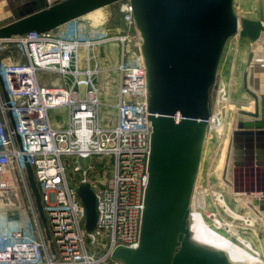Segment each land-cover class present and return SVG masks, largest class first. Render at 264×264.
<instances>
[{
    "label": "built area",
    "instance_id": "1",
    "mask_svg": "<svg viewBox=\"0 0 264 264\" xmlns=\"http://www.w3.org/2000/svg\"><path fill=\"white\" fill-rule=\"evenodd\" d=\"M122 2L124 22L135 28L130 2ZM68 23L0 38V190L14 186L15 177L21 193L12 203V209L21 211L20 220L11 222L3 211L0 264H123L112 257L113 251L139 244L152 123L141 51L130 49V40L137 36L96 35L79 18ZM138 39L140 48V35ZM109 41L120 45L121 62L104 69L108 75L100 84L97 77L103 69L97 66L96 49ZM117 70L118 78L112 75ZM106 86L116 88L112 117L102 97ZM57 108L67 109L66 123L52 118ZM174 118L179 122L181 116ZM25 156L34 171L57 260L28 180ZM81 160L91 163L84 167ZM73 161L77 180L68 174ZM97 167L102 172L94 176ZM85 182L97 198L98 220L91 232L77 193ZM14 223L18 226L6 232Z\"/></svg>",
    "mask_w": 264,
    "mask_h": 264
},
{
    "label": "water",
    "instance_id": "2",
    "mask_svg": "<svg viewBox=\"0 0 264 264\" xmlns=\"http://www.w3.org/2000/svg\"><path fill=\"white\" fill-rule=\"evenodd\" d=\"M119 1L122 0H0V38L32 30L49 31ZM129 2L141 37L152 133L139 244L135 248L119 246L112 257L123 264H235L223 251L192 238L191 204L226 44L237 34L251 42L258 41L264 24L260 18L240 21L235 0ZM253 56L251 51L243 84L254 99V110H239L247 118L236 116L233 120L229 149L232 180L227 179L229 153L224 181L233 192L261 194L251 203L243 201L262 218L264 64L255 65L250 71ZM3 92L9 101L7 92ZM177 113L181 116L179 122L174 118ZM24 159L46 238L57 260L34 171L29 158ZM77 193L85 208L86 230L91 232L98 220L96 194L87 182L79 184Z\"/></svg>",
    "mask_w": 264,
    "mask_h": 264
},
{
    "label": "rangeland",
    "instance_id": "3",
    "mask_svg": "<svg viewBox=\"0 0 264 264\" xmlns=\"http://www.w3.org/2000/svg\"><path fill=\"white\" fill-rule=\"evenodd\" d=\"M262 1L264 0H235L234 7H235V11L240 17V21L242 20V18L259 19L260 17L258 14L256 3L258 4L259 7ZM122 3H123L122 1H119L109 4L105 7L96 9L86 15L79 17V20L82 21L87 27L94 30L96 32V35H99V33L101 32L102 35L105 34V36H118L120 34H127L129 38H132L133 36H137L135 39L130 40V49L136 51V53L139 54L140 53V48L138 46L140 42V40L138 39L139 33L134 27L129 28L124 22L123 12L121 10ZM67 23L63 24V26H65ZM114 44H118L117 41H109L107 43H104L102 46H100L102 53L101 52L98 53L97 52L98 48L96 49L97 64H98L97 66L98 68L103 69L102 71H99L98 75L103 78L102 79L103 81L104 78L108 75V71L104 69L109 67L111 64L112 65L120 64V61L118 60L119 55L114 56L115 60L114 57L110 56L112 50L116 49L114 48L116 47ZM104 49H106L105 52H103ZM10 51H13L16 54L19 53L14 49H11ZM251 51H252V42L248 38L241 37L239 34L237 36L230 38L226 44L218 70L217 81L219 86L215 90L214 102L216 105L215 106L216 110L219 109L222 110V117L225 119V121L227 120L229 124H227L226 132L224 136L215 134V132L211 130L209 134H207V138L205 140V145L203 149L201 166L193 193V202L191 204V209L193 212L194 211L200 212L204 216L208 225H210L212 228L216 229L217 231L221 232L222 234L228 236L229 238L239 243L240 245L243 246V244H241L238 241V237L240 236L252 241L255 248L261 252L264 259V221L256 213H254L248 207V205L243 201L244 198L248 199L249 198L248 196L243 195L242 197L243 199L239 200L236 197L237 195H232L231 191L226 185V182L224 181L225 166L221 168L219 164L220 156L224 151V147L226 145L225 141L229 140L228 144L229 142L231 143L233 120L236 116L239 117L241 115L238 112H234L235 108L237 106L241 107V105L238 104L233 105L231 102L240 101L243 103H248L249 106L248 107L246 106V108L247 109L253 108L254 110L253 107L254 99L246 91L243 84V75ZM6 53L8 52L6 51ZM142 62H143V58H142ZM112 75L118 78V70L114 71ZM41 76H46L51 79H55L56 77H58L56 74H52V73L51 74L41 73ZM113 89H114L113 86L105 87V91L109 93L107 96L108 100L115 101V97L113 98V96L110 93L113 91ZM217 90L218 91L220 90V92L218 93ZM103 101L105 105H109L106 103L104 99ZM51 115L54 120L61 123H66L67 109L57 108L51 112ZM67 161L69 162V159H67ZM231 162H232V155L230 159V164L232 165ZM80 163L84 167H86L91 163V161L81 160ZM74 164L75 161L71 162L70 165L68 166V174L71 178L77 180L79 178V173L73 170L72 166ZM104 168H107V166H105ZM99 171L102 172V169L97 167L91 173L94 174ZM219 192L223 194V196L225 197L224 199L217 197V193ZM0 193L2 194V199H4L3 201H1L2 205L4 206V209H2L3 206H1L0 203V223L2 225L5 224L3 220L4 212L8 213L9 220L11 222L19 221L21 216V211L12 209L13 207L12 203H14L15 200L14 197L16 193L18 194V190L15 189L14 186H11L9 189L5 191L0 190ZM221 201L228 203L233 208V210H231V208L229 207V211H228ZM237 214L239 215L248 214L251 217L255 218V222H253L251 225L250 222L238 217ZM13 225L18 226V224L16 223L7 225L6 232L11 231L12 228L10 226ZM253 252L256 253L255 251Z\"/></svg>",
    "mask_w": 264,
    "mask_h": 264
},
{
    "label": "bare ground",
    "instance_id": "4",
    "mask_svg": "<svg viewBox=\"0 0 264 264\" xmlns=\"http://www.w3.org/2000/svg\"><path fill=\"white\" fill-rule=\"evenodd\" d=\"M256 7H257V10H258L259 17H260L261 21L264 24V1H262V3L259 5V7H258V4L256 3ZM97 9H99V8H97ZM239 19H240V17H239ZM62 26L63 25H61V27ZM252 51L254 53V56H253V61L251 63V66L249 68L250 71L255 65L264 64V32H263L261 38L258 41L252 42ZM140 59L142 61L141 54H140ZM249 76H250V74H249ZM249 87H251V86L249 85ZM219 92H220V90L218 91V93ZM216 103H217V101H216ZM231 103L233 105L234 104L235 105L236 104L241 105V107L237 106L235 108L234 112H238V110H242V109L243 110L244 109L253 110L252 107H251L252 109H250V108L247 109L246 108V106L247 107L249 106L248 103H243V102H240V101H232ZM246 118L247 117L244 116V115H240L239 116V119H246ZM227 124H229V122L227 120L225 121V119L222 117V110L221 109L216 110V108H214L213 114H212V116L210 117V120H209V129H208V133L207 134H209V132L211 130V131H214L215 134H219V135H223L224 136L225 132H226ZM228 141L229 140L225 141L226 145H225L224 151L222 152V154L220 156V159H219V164H220L221 168H223V166L227 165V158L229 157V153H230L229 149L232 146V143L229 142V144H230L229 145ZM231 155H232V149H231V153H230V157H229V163H228L229 169H228V172H227V179H229V180L230 179L232 180V165L230 164ZM12 180H13V184H14L15 189L18 190V194L20 195L19 186H18V184L16 182V178L13 177ZM231 190L232 189H230V191ZM231 193H232V195H237L236 197L239 200L243 199L242 198L243 195L248 196L249 198L246 199V200L249 203H251L254 198L261 197V194H258V193L243 194V193H237V192H233V191H231ZM217 197L223 198V199L225 198L223 196V194L220 193V192L217 193ZM3 200L4 199H2V194L0 193V203ZM192 202H193V199H192ZM221 202L226 207V209L228 211H229V207L231 208V210H233V208L228 203H226L224 201H221ZM19 204H20V208H21V201H20ZM1 206H3L2 203H1ZM255 208L258 209L257 206H255ZM2 209H4V206L2 207ZM192 212L193 211L191 209V214H190V232H191L192 238L197 243H200V244H203V245H207V246H210V247H213L215 249L223 251L227 255L228 259L231 262L235 263V264H264V259H263V256H262L261 252L258 249L255 248V246L252 243V241L240 236V237H238V241L241 244H243V246H242L239 243L233 241L228 236L222 234L221 232L217 231L216 229H214L210 225H208V223L206 222L204 216L200 212H195V211L193 213ZM260 213H261L260 215H262V218L264 219V213L263 212H260ZM237 216L242 218V219H244V220H246V221H248V222H250L251 225H252L253 222H255V218L251 217L248 214L247 215H242V214L239 215V214H237ZM220 224H221V222H220ZM250 248L253 251H255L258 255L256 253H254Z\"/></svg>",
    "mask_w": 264,
    "mask_h": 264
},
{
    "label": "crops",
    "instance_id": "5",
    "mask_svg": "<svg viewBox=\"0 0 264 264\" xmlns=\"http://www.w3.org/2000/svg\"><path fill=\"white\" fill-rule=\"evenodd\" d=\"M116 47H114V48H116V49H114V50H112V53H111V51H110V53H111V55L110 56H112V57H114V56H118L119 55V61L121 62V49H120V45L119 44H114ZM106 51V49H104V51L103 52H105ZM97 52L98 53H102V51H101V47H99L98 48V50H97ZM114 60H115V57H114ZM117 60V61H118ZM103 78L102 77H100V76H98L97 77V80H98V82L100 83V84H103L104 82H103V80H102ZM101 81V82H100ZM114 89H113V91L112 92H110L111 93V95L113 96V98L115 97V101H112V100H108V98H107V96H108V94L109 93H107L106 91H105V94H103V99L106 101V103L107 104H109L108 106H107V111H110L109 112V115L112 117V115H114V113H115V108H114V106H115V103H116V89H115V87H113ZM107 98V99H106Z\"/></svg>",
    "mask_w": 264,
    "mask_h": 264
}]
</instances>
